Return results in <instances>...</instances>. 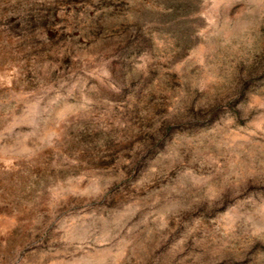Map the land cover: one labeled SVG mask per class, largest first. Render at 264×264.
Returning <instances> with one entry per match:
<instances>
[{
	"label": "rangeland",
	"instance_id": "rangeland-1",
	"mask_svg": "<svg viewBox=\"0 0 264 264\" xmlns=\"http://www.w3.org/2000/svg\"><path fill=\"white\" fill-rule=\"evenodd\" d=\"M168 1L0 0V264H264V79L138 136L264 56V0H192L182 49Z\"/></svg>",
	"mask_w": 264,
	"mask_h": 264
},
{
	"label": "trees",
	"instance_id": "trees-1",
	"mask_svg": "<svg viewBox=\"0 0 264 264\" xmlns=\"http://www.w3.org/2000/svg\"><path fill=\"white\" fill-rule=\"evenodd\" d=\"M195 1L192 0H169L162 10V20L165 23L166 20L172 21L170 27L178 28L182 26V32L177 37V45L179 48H184L186 44H189L191 39V23L192 12L195 8ZM167 7V8H165ZM166 18L165 20L163 18ZM140 31L135 30L132 38L140 39L138 48L147 44V38L140 37ZM184 44V45H182ZM135 46V47H137ZM134 49V48H133ZM138 50V49H137ZM141 50V49H140ZM130 55L127 56L124 61V69L122 73L121 81L125 84L132 82L128 79V69ZM264 79V56H260L259 59L251 63L250 65H241L238 70L234 72L229 86L223 90H219L213 96L207 98V101L202 105L201 101H197V96L186 95V104L179 113L171 116L170 118L162 119L155 125L154 128H147L145 125L142 133H139V137L142 138L141 151L144 154L154 153V150L164 145L165 140L173 131V129L186 128L194 129L201 126L209 125L217 119L221 114L225 112H233L235 115L240 114L237 108L240 100L252 90L254 84L257 81ZM135 81V78H134ZM153 99L151 98V101ZM141 159L134 163V167H138Z\"/></svg>",
	"mask_w": 264,
	"mask_h": 264
}]
</instances>
